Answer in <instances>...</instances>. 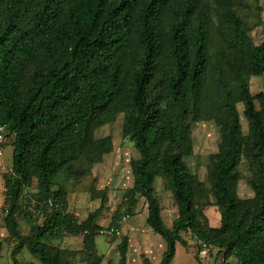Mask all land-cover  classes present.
I'll return each instance as SVG.
<instances>
[{"label":"trees","instance_id":"1","mask_svg":"<svg viewBox=\"0 0 264 264\" xmlns=\"http://www.w3.org/2000/svg\"><path fill=\"white\" fill-rule=\"evenodd\" d=\"M243 4L0 0V125L14 148L12 170L4 175L9 236L0 241V259L8 243L12 264H23L24 249L39 264H103L96 220L107 195L93 194L101 208L80 223L69 211L65 186L114 151L112 138L96 133L123 115V136L139 155L131 162L127 211L147 202V225L166 243L161 264L173 263L177 244L189 247L183 234L195 238L199 254L206 244L211 254L236 264H264V93L255 95L250 86V79L264 76V40L256 44L242 22ZM213 16L217 35L232 50L223 49L221 60L210 55ZM213 96L223 103L210 108ZM202 122H213L221 134L209 184L186 162L194 155L193 127ZM243 162L251 174L249 198L239 196ZM158 179L177 206L172 227L163 219ZM212 204L221 215L219 227H211L204 213ZM67 236H82L84 249L54 243ZM128 249L124 236L118 264H127Z\"/></svg>","mask_w":264,"mask_h":264},{"label":"rangeland","instance_id":"2","mask_svg":"<svg viewBox=\"0 0 264 264\" xmlns=\"http://www.w3.org/2000/svg\"><path fill=\"white\" fill-rule=\"evenodd\" d=\"M238 12L245 26L252 29L254 42L256 44L262 42L264 40V0H244V4L238 8ZM213 21L214 24L211 25L213 39L210 55L216 56L221 60L220 53L223 49L227 50L229 53H231L232 50L229 49V47H227L217 35L215 28L216 25H218V21L216 16H213ZM225 76L232 83L228 70L225 71ZM213 83L214 80L210 79L209 84L211 91ZM250 86L251 91L255 95L264 93V76L250 79ZM234 97L236 100L239 99V94L236 91L234 92ZM222 103V101L213 96L209 107H218ZM242 110L243 108L240 105V111L242 112ZM123 117V115H120L115 123L104 126L96 133L98 138L111 137L114 143V151L110 155H107L101 164L95 166L91 174L86 175L77 181L71 179L66 182L65 188L68 192L69 211L80 223L86 221L92 213L101 208L102 200L93 198V194L98 192L106 193L107 204L96 220L97 226H110L116 219L120 218L122 213L127 211V205L124 199L125 193L128 189L133 187L134 182L131 162L132 160L137 159L139 155L135 150L133 142L129 138L123 136ZM243 128L244 131L247 132V123L244 119ZM193 138L194 155L187 158L186 162L192 172L199 176L201 181L209 184L211 156L216 154L219 150V144L221 142L220 131L213 122L198 123L193 127ZM12 143L13 137L8 136V142L4 147L3 156L0 158V241H5L9 236L5 226L7 205L5 203L6 189L4 175L10 173L12 170L14 151ZM240 172L243 179L239 184V196L241 198L252 197L253 192L247 181L251 174L246 162H243L241 165ZM155 186L163 208V219L168 227H172L173 223L178 218V211L171 190L168 184L162 179H158ZM36 187L37 184L35 183L30 191L35 192ZM214 202L215 201L212 198V203ZM145 213H148V205L145 199H141L137 208L134 210L133 214H131L130 221L134 216H144ZM204 213L211 227H219L221 225V215L219 209L215 205L212 204L205 208ZM19 224L22 232L27 234L30 228L23 217H19ZM142 225H144V223H142ZM139 232L140 236L138 234L137 239L134 240L133 246V251L134 254L137 255V260L135 258L132 261V264H152V260L155 261V259L159 257V253L155 252L149 256L151 259L148 258L145 252L139 251V238L141 237L143 239L147 237L151 240L154 247L157 246L155 243L156 236L160 239H162V237L148 229L147 231L141 229ZM183 235L188 241L189 247L185 248L182 245L178 246L179 252L174 260V264H236L235 259L226 260L222 255L219 256L217 252H214L213 254L209 253V255L204 258H202L201 255L197 258V254H199L196 243L197 241L192 235ZM121 240L122 238L110 240L101 236L97 237L96 248L97 252L104 257L103 264H118L120 259L118 247ZM54 243L62 248L72 251H81L84 249V239L82 236H67ZM11 250V245L5 243L0 264H12ZM140 253L142 254L140 255ZM138 254L141 259L138 257ZM19 259L23 264H39L38 260L26 249H24L19 255ZM75 264H86V262L79 259Z\"/></svg>","mask_w":264,"mask_h":264},{"label":"crops","instance_id":"3","mask_svg":"<svg viewBox=\"0 0 264 264\" xmlns=\"http://www.w3.org/2000/svg\"><path fill=\"white\" fill-rule=\"evenodd\" d=\"M147 218H148V213H145L144 216L142 215H136L134 216L131 221L129 222L128 226L125 228V237L129 238V249H128V255H127V264H132V261L136 258L137 260V255L134 254V240L137 239V236L139 234L140 236V230L144 229L147 231L150 230L151 232L153 231L148 225H147ZM142 223H144V225H142ZM154 233V232H153ZM156 236V235H155ZM150 242V243H149ZM165 242V241H164ZM162 239H160L159 237L156 236V240L155 243L157 246L152 245L151 240H149L147 237L146 238H139V243H140V248L139 251L140 252H145L146 256L148 258H150L149 256H151L152 254L159 253V257L154 260H152V264H161L162 258H163V254L166 250V243H164ZM97 243V242H96ZM119 244V243H117ZM180 244H177V248H176V256L178 255V250H179V246ZM150 252V253H147ZM142 253H140L141 255ZM150 254V255H149ZM140 255L138 254V257L140 258ZM141 259V258H140ZM151 259V258H150ZM175 260V259H174ZM119 263V262H118ZM137 263V262H136ZM140 263V262H139ZM174 264V261L173 263Z\"/></svg>","mask_w":264,"mask_h":264},{"label":"built area","instance_id":"4","mask_svg":"<svg viewBox=\"0 0 264 264\" xmlns=\"http://www.w3.org/2000/svg\"><path fill=\"white\" fill-rule=\"evenodd\" d=\"M8 142L7 127L0 125V158L3 156L4 147ZM131 218L129 211L122 213L121 217L117 220L116 225H110L107 227H101L97 230V235L105 237L110 240L121 239L124 236L125 228L128 225ZM211 251V248L203 244L199 256L202 258L207 257Z\"/></svg>","mask_w":264,"mask_h":264}]
</instances>
